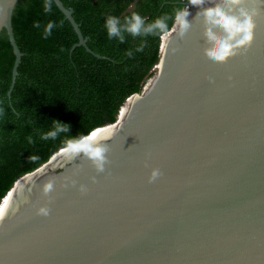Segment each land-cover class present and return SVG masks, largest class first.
<instances>
[{"label":"water","instance_id":"water-1","mask_svg":"<svg viewBox=\"0 0 264 264\" xmlns=\"http://www.w3.org/2000/svg\"><path fill=\"white\" fill-rule=\"evenodd\" d=\"M16 1L0 0L11 86ZM53 1L86 45L72 8ZM188 7L192 34L162 36L154 75L87 135L103 128L104 170L65 146L14 182L0 264H264V10L251 47L214 63L203 10ZM153 168L162 180L149 181Z\"/></svg>","mask_w":264,"mask_h":264},{"label":"trees","instance_id":"trees-1","mask_svg":"<svg viewBox=\"0 0 264 264\" xmlns=\"http://www.w3.org/2000/svg\"><path fill=\"white\" fill-rule=\"evenodd\" d=\"M72 8L86 45L52 0H17L11 24L21 52L13 86L15 54L4 28L0 31V205L14 182L47 162L69 138L88 135L117 120L122 105L154 75L163 35L109 39L106 16L138 12L146 23L171 17L187 0H61ZM59 26L42 38L44 26ZM39 22V29L34 23ZM171 26L172 20H168ZM141 49V50H137ZM131 51L132 55L127 53ZM53 120L69 125L55 139H42Z\"/></svg>","mask_w":264,"mask_h":264},{"label":"clouds","instance_id":"clouds-1","mask_svg":"<svg viewBox=\"0 0 264 264\" xmlns=\"http://www.w3.org/2000/svg\"><path fill=\"white\" fill-rule=\"evenodd\" d=\"M252 4L254 6L249 7ZM188 5L200 9L198 20L207 24V42L210 47L207 55L214 63H226L230 58L236 56L240 50L250 48L254 40V32L257 27L255 18L261 15L264 10V0H221L219 7L210 6V0H187V3L174 10L171 17L165 15L156 18L151 23L138 13L133 12L124 18L123 22L118 16L108 15L104 21V28L109 39H118L121 43L125 40V34L132 37L147 35H163L168 37L170 30L178 37L188 38L194 31V23L189 19L190 12ZM43 10L51 13L52 0H44ZM172 20L171 26L168 20ZM59 25L49 21L43 28L42 38L47 39L52 35L53 29ZM34 27H41L39 22ZM138 51L141 49H137ZM129 56L132 52L127 53ZM54 128L42 136V139H55L61 132H68L69 125L53 120ZM107 138L89 137L78 135L71 137L66 142V149L70 156L83 155L91 161L97 171H103L107 157L108 145L103 142ZM150 182L163 179V173L153 168L148 177ZM52 185H49L51 188ZM81 186V191H85ZM44 212L45 209H41Z\"/></svg>","mask_w":264,"mask_h":264},{"label":"bare ground","instance_id":"bare-ground-1","mask_svg":"<svg viewBox=\"0 0 264 264\" xmlns=\"http://www.w3.org/2000/svg\"><path fill=\"white\" fill-rule=\"evenodd\" d=\"M101 129H103V128H101ZM101 129L96 130L91 136H93L94 134H96V133H97L98 131H100ZM91 136H90V137H91ZM3 207H4V202L1 203L0 213H1V211L3 210Z\"/></svg>","mask_w":264,"mask_h":264},{"label":"snow or ice","instance_id":"snow-or-ice-1","mask_svg":"<svg viewBox=\"0 0 264 264\" xmlns=\"http://www.w3.org/2000/svg\"><path fill=\"white\" fill-rule=\"evenodd\" d=\"M248 6H249V7H252V6H254V5H252V4H249Z\"/></svg>","mask_w":264,"mask_h":264}]
</instances>
